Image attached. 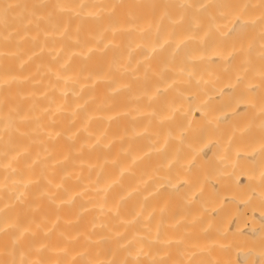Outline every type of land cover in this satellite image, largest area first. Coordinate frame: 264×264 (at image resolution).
<instances>
[{
    "label": "bare ground",
    "instance_id": "1",
    "mask_svg": "<svg viewBox=\"0 0 264 264\" xmlns=\"http://www.w3.org/2000/svg\"><path fill=\"white\" fill-rule=\"evenodd\" d=\"M0 264H264V0H0Z\"/></svg>",
    "mask_w": 264,
    "mask_h": 264
}]
</instances>
